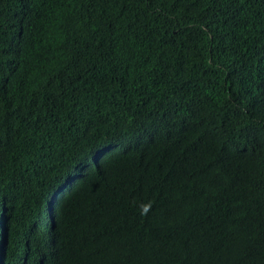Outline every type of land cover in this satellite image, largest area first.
I'll return each mask as SVG.
<instances>
[{"label":"trees","instance_id":"1","mask_svg":"<svg viewBox=\"0 0 264 264\" xmlns=\"http://www.w3.org/2000/svg\"><path fill=\"white\" fill-rule=\"evenodd\" d=\"M99 149L48 264H264V0H0V220Z\"/></svg>","mask_w":264,"mask_h":264},{"label":"clouds","instance_id":"2","mask_svg":"<svg viewBox=\"0 0 264 264\" xmlns=\"http://www.w3.org/2000/svg\"><path fill=\"white\" fill-rule=\"evenodd\" d=\"M157 10L163 14L172 11L171 8L165 7ZM183 87H187V84ZM178 99L174 101L170 114L174 135L183 134L188 124L189 114L184 103L180 104ZM152 109L155 110L157 107ZM153 131L157 136V131L155 129ZM146 135L148 140L150 136H154L149 133ZM107 156H109L107 151L99 149L88 153L83 166L76 164L74 168L59 169L52 164L43 165L34 175L27 179L23 178L20 190L23 195L19 197V203L8 211L3 220H0V256L6 252L9 243L10 246L14 243L13 254H9V248L0 264H13L5 262L7 256L19 258L18 264H48L54 261L60 252L69 248V244L59 241V211L72 189L82 182L84 173L96 168L99 162L108 158ZM25 205H34L35 210L42 211L43 215L40 219L33 220L31 229L19 236L16 228H23L31 212L35 211L27 210ZM27 211V216H23Z\"/></svg>","mask_w":264,"mask_h":264}]
</instances>
